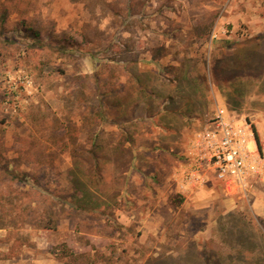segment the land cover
<instances>
[{"label":"rangeland","instance_id":"obj_1","mask_svg":"<svg viewBox=\"0 0 264 264\" xmlns=\"http://www.w3.org/2000/svg\"><path fill=\"white\" fill-rule=\"evenodd\" d=\"M220 110L243 187L194 150ZM0 158V264H264V0H0Z\"/></svg>","mask_w":264,"mask_h":264},{"label":"built area","instance_id":"obj_2","mask_svg":"<svg viewBox=\"0 0 264 264\" xmlns=\"http://www.w3.org/2000/svg\"><path fill=\"white\" fill-rule=\"evenodd\" d=\"M252 137L254 135L247 134L244 130H235L220 110L213 122H209L208 127L199 135L194 150L197 151L198 158L206 161L208 170L225 187H243L249 173L247 161L251 151L249 140ZM202 181L203 178H200L199 184Z\"/></svg>","mask_w":264,"mask_h":264},{"label":"trees","instance_id":"obj_3","mask_svg":"<svg viewBox=\"0 0 264 264\" xmlns=\"http://www.w3.org/2000/svg\"><path fill=\"white\" fill-rule=\"evenodd\" d=\"M25 31H30L28 33H30L31 40L39 37L38 32H36L35 30H25ZM253 135H254V139L256 142V146L259 150L260 149L259 139H258V135L254 129H253ZM98 143H99L98 141L95 142V140H94V142H93L94 148L92 151H90V153L94 157H95V154L97 153L98 149H100V145ZM0 160H2V158H0ZM1 170L5 174H8L9 170L5 164L1 167ZM12 173L13 172L9 173L10 176L11 177L13 176V178H15V174H12ZM81 195L82 196L79 198L80 202H84V203L79 204V205H81L80 209H84L83 207H85V208L88 207L87 209L90 208V210L97 209L96 202H94L92 200V198L90 197V195L87 193L86 190H83ZM89 201H92V202H89ZM61 250H62V253L59 256V260L61 261V264H80L77 257L70 250H68L66 246H63V248Z\"/></svg>","mask_w":264,"mask_h":264},{"label":"crops","instance_id":"obj_4","mask_svg":"<svg viewBox=\"0 0 264 264\" xmlns=\"http://www.w3.org/2000/svg\"><path fill=\"white\" fill-rule=\"evenodd\" d=\"M249 147L251 148V144H249ZM211 182H215V180H213V178L211 177ZM206 189V188H205ZM208 189V190H207ZM206 190L207 191H210V188H207ZM206 191V192H207ZM195 199H204V196H196V198ZM194 201H196V200H194ZM200 201H203V200H200Z\"/></svg>","mask_w":264,"mask_h":264}]
</instances>
